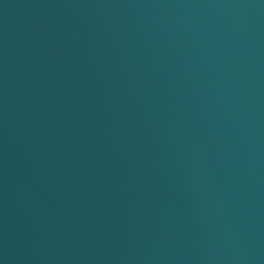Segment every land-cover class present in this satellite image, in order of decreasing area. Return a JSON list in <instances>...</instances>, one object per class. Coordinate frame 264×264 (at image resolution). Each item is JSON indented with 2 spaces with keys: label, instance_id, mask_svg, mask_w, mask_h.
<instances>
[{
  "label": "water",
  "instance_id": "1",
  "mask_svg": "<svg viewBox=\"0 0 264 264\" xmlns=\"http://www.w3.org/2000/svg\"><path fill=\"white\" fill-rule=\"evenodd\" d=\"M0 264H264V0H0Z\"/></svg>",
  "mask_w": 264,
  "mask_h": 264
}]
</instances>
